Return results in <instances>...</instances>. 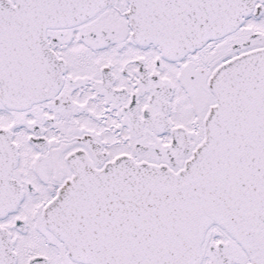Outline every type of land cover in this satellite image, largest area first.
I'll use <instances>...</instances> for the list:
<instances>
[{
	"label": "snow or ice",
	"instance_id": "obj_1",
	"mask_svg": "<svg viewBox=\"0 0 264 264\" xmlns=\"http://www.w3.org/2000/svg\"><path fill=\"white\" fill-rule=\"evenodd\" d=\"M0 264H264V0H0Z\"/></svg>",
	"mask_w": 264,
	"mask_h": 264
}]
</instances>
